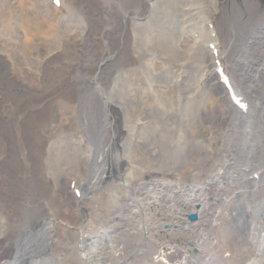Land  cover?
Segmentation results:
<instances>
[{"label": "bare ground", "instance_id": "6f19581e", "mask_svg": "<svg viewBox=\"0 0 264 264\" xmlns=\"http://www.w3.org/2000/svg\"><path fill=\"white\" fill-rule=\"evenodd\" d=\"M187 1L0 0V264H264V6L214 63L170 29ZM200 43L211 100L177 116L168 59Z\"/></svg>", "mask_w": 264, "mask_h": 264}, {"label": "rangeland", "instance_id": "374dc122", "mask_svg": "<svg viewBox=\"0 0 264 264\" xmlns=\"http://www.w3.org/2000/svg\"><path fill=\"white\" fill-rule=\"evenodd\" d=\"M190 1L191 0L185 2V5L179 8L181 16H179V10H178V13L175 16H173L175 19L172 21L170 29L174 30L176 27L180 29V31L177 33L179 37L176 36L178 39H186V37L189 38L193 36V32L188 30L189 24L187 25V28H185V24L188 19L186 8L192 12H195L197 10L202 12L201 5L204 4V0H192L194 4L191 7H187V4ZM251 1L252 0H246L249 8H252ZM255 1L256 3H259L260 5L264 6V0H255ZM219 2H220L219 12L213 18L216 20V23H217V34L220 35L221 37H224L225 31H228L234 24V22H232V18L234 17L235 12L231 11L232 5H233V9L235 8L236 12H239L241 15H243L245 19H247L249 15L253 16L255 12L257 11L256 9L252 8V14H250L249 10L247 9L245 5V0L244 1L242 0V2H240V0H221ZM56 3H58L59 5H62L63 0H57ZM163 9H167V8H163ZM169 13L170 11H167L162 17H167ZM13 14L16 15V10L14 11ZM0 15H2L1 11H0ZM197 15L200 16V14H197ZM156 23H157L156 30L158 32H162L164 24H158L159 21H157ZM17 25L18 26L20 25V20H17ZM201 27H202L201 25H197L196 29L201 30ZM239 31H240V26H239ZM236 42L239 45H241V42L240 43L239 41H236ZM200 44H201L200 47L198 46L197 49H193V50L190 49L185 55H179V53H177L176 55L178 57L171 56L168 59L169 62L167 64V67L170 68L172 72V76H173V77H170L171 79L169 78V80L171 84L173 85L172 87L176 89L174 91H177L176 96H173L174 100L172 99V102L170 103V109L172 111L176 110L175 112L177 113V116L182 115L183 106L187 107V102H186L187 91H199L202 94V99L205 98V99L211 100L210 91H206L203 81L198 76L201 73V69L204 68L205 65L207 64V61H205V59L202 58V54H200L202 43ZM159 56L162 58V60H163V57L164 58L167 57V55L164 52L162 53L160 51H159ZM177 60L181 61L178 65L176 64ZM181 64H187L193 67V72H190V73H186L185 67L181 69L182 82H180L178 79V74H179L178 69ZM2 68L3 70H6V67L2 66ZM145 87L146 89L150 87L149 83L146 82ZM17 90L24 91L25 88L19 86ZM162 109L165 110V107H162ZM262 130L264 131V128ZM174 134H175V129H173V135H172L173 138L176 137ZM186 134L192 135L191 133H189V131ZM201 138L199 137L200 140ZM189 140H190V143L193 142L192 136L189 137ZM182 142H183V138H182Z\"/></svg>", "mask_w": 264, "mask_h": 264}, {"label": "water", "instance_id": "95a60500", "mask_svg": "<svg viewBox=\"0 0 264 264\" xmlns=\"http://www.w3.org/2000/svg\"><path fill=\"white\" fill-rule=\"evenodd\" d=\"M190 218H191L192 220H195V219L197 218V215H196V214H192V215L190 216Z\"/></svg>", "mask_w": 264, "mask_h": 264}]
</instances>
